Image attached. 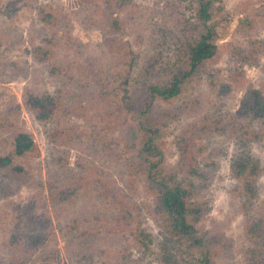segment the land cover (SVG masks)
I'll use <instances>...</instances> for the list:
<instances>
[{
  "label": "rangeland",
  "instance_id": "1",
  "mask_svg": "<svg viewBox=\"0 0 264 264\" xmlns=\"http://www.w3.org/2000/svg\"><path fill=\"white\" fill-rule=\"evenodd\" d=\"M197 1L0 0V156L18 130L35 142L14 157L22 172L0 167V264H163L125 95L137 101L144 82L183 68ZM210 22L215 54L178 95L154 101L158 143L164 168L193 188L212 263L257 264L264 248L245 225L264 214V0H215ZM239 155L262 169L250 197L231 170Z\"/></svg>",
  "mask_w": 264,
  "mask_h": 264
},
{
  "label": "trees",
  "instance_id": "2",
  "mask_svg": "<svg viewBox=\"0 0 264 264\" xmlns=\"http://www.w3.org/2000/svg\"><path fill=\"white\" fill-rule=\"evenodd\" d=\"M214 3L215 0L197 1L195 22L192 28H188L195 30L197 34L187 39L183 46V68L172 70L167 78L162 80L144 82L137 101L126 89L127 103L133 105L135 113L134 122H128L126 125V136L130 141L137 140V152L132 157L131 164L143 171L158 199L156 209L162 218L164 229L159 257L163 264H213L211 245L215 238L206 233H199L196 229L195 223L201 215V209L192 199L193 188L177 180L176 176L163 166L162 151L158 143L161 137L160 121L153 111V105L157 98L168 100L178 95L192 74L215 54L216 29L210 22ZM45 17L51 18L52 14L46 13ZM27 101L34 108L43 107L46 103L45 98L34 94H29ZM134 101L137 103L133 104ZM256 105L263 107L264 102L256 100ZM49 111H41L40 117H46ZM34 147L35 142L30 133L24 130L16 131L10 153L0 156V167H11L16 173L22 172L23 168L14 163V157H20ZM231 170L241 181L244 194L252 196L256 190V178L262 171L260 165L249 155H239L232 161ZM245 229L252 237L258 238L260 246L264 248V214L249 217ZM135 240L143 249L149 247L150 236L143 230H139ZM171 244L176 252H172ZM263 253L261 248L253 251L257 264H264Z\"/></svg>",
  "mask_w": 264,
  "mask_h": 264
}]
</instances>
